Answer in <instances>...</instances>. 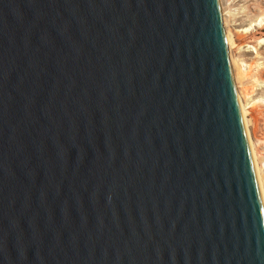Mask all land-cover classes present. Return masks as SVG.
<instances>
[{
  "label": "water",
  "instance_id": "obj_1",
  "mask_svg": "<svg viewBox=\"0 0 264 264\" xmlns=\"http://www.w3.org/2000/svg\"><path fill=\"white\" fill-rule=\"evenodd\" d=\"M0 264H264L220 0H0Z\"/></svg>",
  "mask_w": 264,
  "mask_h": 264
},
{
  "label": "rangeland",
  "instance_id": "obj_2",
  "mask_svg": "<svg viewBox=\"0 0 264 264\" xmlns=\"http://www.w3.org/2000/svg\"><path fill=\"white\" fill-rule=\"evenodd\" d=\"M220 2L226 14L225 27L233 39L231 55L238 76L236 84L247 104L251 136L264 179V42H260V38H264V0ZM260 20L262 27L258 24Z\"/></svg>",
  "mask_w": 264,
  "mask_h": 264
},
{
  "label": "bare ground",
  "instance_id": "obj_3",
  "mask_svg": "<svg viewBox=\"0 0 264 264\" xmlns=\"http://www.w3.org/2000/svg\"><path fill=\"white\" fill-rule=\"evenodd\" d=\"M222 15H223L224 27H225L226 14H225V11H223V8H222ZM261 23H262V21L260 20L259 23H258L260 27L263 26V25H261ZM252 26H253V24H252ZM254 26L257 27L258 25L254 24ZM249 28L251 29V26ZM249 28H247L245 30L248 31ZM225 32H226V37H227V42H228V47H229V54L231 55V46H232V40H233L232 39V34L230 33V31L228 30L227 27H225ZM260 42H264V38H260ZM230 61H231V64H232V69H233L234 68L233 64H235V63H234V59H233L232 55L230 56ZM234 70L235 69H233V74H234V79H235V83H236V80H237L238 76H237V74L235 73ZM236 88H237V93H238L240 106H241V109H242V114H243L245 125H246V131H247V134H248L250 148H251V151H252L254 165H255V168H256V174H257V177H258V181H259V185H260V189H261V194H262V198H263V201H264V179H263V176H262V173H261L262 168H261L260 163H259L258 153H257V150H256V144H255V142H254V140L252 139V136H251L249 119L247 117V115H248L247 104L245 103L244 98H243V94H242L241 90L238 89L237 84H236Z\"/></svg>",
  "mask_w": 264,
  "mask_h": 264
}]
</instances>
